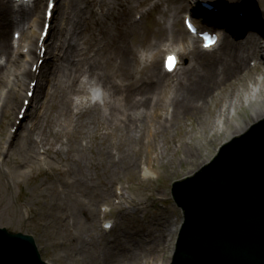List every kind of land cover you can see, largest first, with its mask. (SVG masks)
I'll return each instance as SVG.
<instances>
[{
	"label": "rangeland",
	"instance_id": "374dc122",
	"mask_svg": "<svg viewBox=\"0 0 264 264\" xmlns=\"http://www.w3.org/2000/svg\"><path fill=\"white\" fill-rule=\"evenodd\" d=\"M255 2L256 0L252 2L250 0L240 4L243 7L242 12L250 13L247 17L249 19L255 20L258 15H262L263 10L259 9ZM55 3L67 5L66 0H56ZM212 3L215 10L219 9L220 3L223 6L237 4L234 0ZM82 4L83 1L74 0V4L66 11V22H63L62 18H58L57 21L50 20V26L52 24H54L53 28L55 26L52 31L56 32L58 26L63 24L66 29L64 34L67 37L68 20L72 19L71 9L79 11V6ZM44 6L45 0L42 8ZM151 6L152 3L139 11L144 12ZM261 6L264 8L263 4ZM161 10L165 11L163 8ZM95 12L100 13V9L95 8ZM242 12L233 13L230 18L242 19ZM53 14L56 15L55 9ZM172 16L174 15L170 11L167 19H171ZM31 17H34V14H31ZM157 18L161 17L157 16ZM203 28L218 29L211 24H206ZM249 30L246 28L240 35L237 34V37L226 30L221 32L226 39L241 46L243 43L253 41L252 36L245 35ZM23 31L24 41L20 42V45L26 44L30 37L29 29L24 27ZM50 35L45 39L47 53L54 42V33L52 37ZM10 37L11 32L9 39ZM254 38L256 43L262 44L264 31L255 34ZM165 40L166 38H161V42ZM17 48L7 65V73L4 69L0 74V227L32 235L42 258L50 264H105L101 256L103 250L107 249L117 255V264H146L150 259L144 256H153L150 255L149 250L154 246V240L156 246L158 245L154 249L158 260L169 263L182 222V214L170 196L172 182L195 173L204 162H208L215 155L217 148L232 136L230 133L237 131L248 122L252 126L264 119L262 116L252 121L253 103L248 106L244 101L250 96L248 88L262 87L258 83L264 80V76L259 72L253 73V81L246 80L244 86L239 85L234 88L236 90L232 92L233 95L238 92L243 96L241 103L243 105L239 109H237L239 103L224 107L225 102L231 100L235 102L233 95L225 99L219 98L220 100L214 102L211 100L207 106L209 111L205 113V124L200 123L192 115H185L175 120L174 126H169V118L165 122L162 111L159 120L153 119L148 123L151 132L147 130L140 142L125 146L123 154H121L123 147L113 151L115 158L119 159V168L114 179L106 180L101 177L102 171L96 172L93 169H88L91 170L92 175L87 173L88 170L83 173L60 174L59 171L66 170L64 163L59 156L45 154L44 150H47V147L39 145L30 155L21 147L24 144L22 137L30 126L33 140L39 142L49 130L61 131L64 124L55 120V112L62 108L58 103L59 100L55 98L59 94L57 90L55 91L56 85L53 83L56 80H52L50 72L42 77L39 97H35L34 92V97L28 98L32 99V105L26 106L29 116L24 119L14 118L24 98L27 84L31 83L34 85L31 86L35 87V81L30 82V80L20 85H12L8 82L17 78V73L23 64ZM151 51L147 50V52ZM147 52H145L146 56ZM15 58L16 66L13 64ZM148 60L151 63V57H148ZM17 66L19 69L16 68ZM79 77L80 80L87 78ZM262 92L264 96V88ZM17 97L19 104L15 105ZM73 98L79 97L73 96ZM74 99L72 100L75 101ZM12 100L14 102L11 104ZM224 108H230L228 120L223 116ZM235 110L238 111L237 114ZM215 132H218L217 136H212ZM81 144L88 149V157L92 156L98 160L102 151L99 142L92 143L89 139H84ZM132 145L136 146L132 147ZM59 148L60 145H57L56 149ZM62 150H66L65 146ZM8 158L10 161L5 164L4 161ZM143 168H149L155 178L143 177ZM82 185L89 188L86 192L78 194L79 191L84 190ZM54 194H58V198H54ZM82 205L86 206L82 208ZM103 207L108 208L105 216H101L100 210ZM104 220H111L114 227L101 239ZM156 234L163 235L161 244L155 239ZM141 237L145 238L146 242ZM91 238L98 239V243L91 242ZM94 256H98L99 259H95Z\"/></svg>",
	"mask_w": 264,
	"mask_h": 264
},
{
	"label": "bare ground",
	"instance_id": "6f19581e",
	"mask_svg": "<svg viewBox=\"0 0 264 264\" xmlns=\"http://www.w3.org/2000/svg\"><path fill=\"white\" fill-rule=\"evenodd\" d=\"M43 1L33 0L34 7H31V1L27 3L17 0L8 1L12 9H17L20 12H17L16 16L19 23H15L13 19L15 16L9 14L10 9L9 6L7 8L6 1L0 0V25L4 24L8 29L18 30L24 24L30 30L28 43L20 45L18 48V53L23 57V64L20 69L19 66L16 67L20 72L15 81L9 80L12 85H20L33 79L36 82L35 92L37 94L35 97H39L42 77L50 72L52 80H56L53 84L56 85L55 91L57 90L59 96H55V98L59 100L58 103L62 110L55 112V120L63 123L64 127H61V131L49 130L39 142L33 140L32 130L29 128L22 137L24 144L21 147L28 155L36 151L39 145L47 147V150H44L45 154L59 156L64 163L66 170L59 171L60 174L83 173L88 169H93L96 172L102 171L100 174L104 179L112 180L119 168V159L115 158L113 151L123 147L121 150V154H123L125 146L140 142L147 130L151 132L148 123L153 119L159 120L162 111H164L162 116H165V122L169 118V126H174V121L185 115H192L200 123L205 124V113L209 111L207 106L211 100L214 102L219 98L232 97V92L236 90H234L235 87L244 86L246 80L253 81V73L259 72L264 76V41L262 44L260 42L262 40L259 41L260 43H256L254 38L255 34H261L264 31V8L261 6L263 4L264 7V0L255 2L256 6L263 10L262 15H258L259 17L255 20L247 18L250 13L241 11L243 7L240 4L250 0H234L237 4H228L229 6L226 4L223 6L220 0H189V6L192 4V11L201 14L207 20L214 21L219 26H223L234 37H237V34L240 35L246 28L250 29L245 35L252 36L253 41L240 43L242 45L239 46L234 44L236 42L223 37L217 56L195 47L196 41L191 38L187 40L181 30L176 31L175 25L171 27L174 31L167 32V29L164 30L158 21H153L149 29H140L131 23V32L127 31L124 26L127 22V8L141 6L149 0H78L79 2L83 1L84 4L79 6V11L71 9L72 19L68 20V36L65 37L66 29L63 24V26H58L56 32L50 30L48 33L49 35L51 32L54 33V42H52L50 51L48 53L46 51V54L40 57V48L44 47L45 43L44 40L41 42L40 35L47 22L45 11L48 2L45 0L46 4L42 10ZM66 1L67 5H59L55 8L56 17L52 15L51 19L57 21L58 18H62L63 22H66V11L70 9V5L74 4V0ZM167 2L170 8H178L181 3L185 4V0H167ZM201 2L220 3L218 4L219 11L208 12L200 6ZM97 6L101 10L106 8L107 12L103 17L95 15L94 8ZM157 6L156 2L155 7ZM240 12H242V19L230 18L231 14ZM31 14H34V17H31ZM107 21H112L113 24L105 25ZM119 32L132 35L131 42L123 39L124 36H120ZM5 33L6 29L0 35V55L8 62L12 46L4 40ZM13 33L18 32L14 31ZM53 33L51 34L53 35ZM167 34L166 38L169 39L167 41L171 43L168 46L179 43L183 49L179 52L181 58L189 59L188 66L179 75L182 77L178 78L175 83L168 81L165 78L168 75L160 72L157 62L158 52L152 53L153 60L151 64L147 65V63H139L132 49L134 45L157 46L161 43V38ZM19 41H24L23 31ZM81 44L84 47L80 50ZM86 49L94 52L93 57L86 58ZM189 49L192 51L189 53L185 51H190ZM198 49L201 52H197ZM39 59H43V63L37 67ZM16 62L15 58L14 66H16ZM251 62H253L252 65ZM28 63H30V69L26 68ZM140 64L143 66L140 67ZM33 65L38 68V74L33 72ZM2 68L3 65L0 66V72ZM84 75L87 78L80 80L79 76L85 77ZM262 82L258 83L262 85L260 88H248L250 96L245 98L246 100L244 99L248 106L253 103L251 107H254L252 121L264 116V99L262 98L264 97L262 94L264 83ZM94 86H100L103 90L100 94L102 95L100 101L92 102L95 97V93L92 92ZM28 89L27 84L26 91H29ZM73 96H77L79 99H74ZM233 96L235 102L232 100L225 102L224 107L239 103L237 109L241 108L243 96L238 92H235ZM7 98L9 99L8 95ZM24 99L27 97L24 96ZM13 102L14 100L11 101V104ZM17 104H19V97L15 102V105ZM229 109H223V116L226 120H228ZM26 110L28 109L26 108ZM235 113L237 114L238 111L235 110ZM16 117L17 115L14 116V118ZM249 124L250 122L239 127L230 135L243 132ZM178 125L179 123L176 126ZM217 134L218 132H215L212 136H217ZM84 139L101 144L102 151L98 160L92 156L88 157V149L81 144ZM57 145H60L59 149H56ZM63 146L66 148L65 152L62 150ZM135 146L132 145V147ZM9 161L8 158L4 162L7 164ZM143 170L145 175L151 174L148 168ZM87 173L92 175L91 170H88ZM82 186L84 190L79 191L78 194L86 192L89 188ZM53 196L58 198L59 195L54 194ZM85 206L82 205V208ZM162 236L155 235V239L160 244ZM103 238L104 232L101 234V239ZM141 239L146 242L145 238L141 237ZM90 241L98 243V239L91 238ZM157 247L154 240V246L149 250L150 255L153 256H144L150 259L146 264H167L166 261L158 260V255L154 250ZM101 257L105 264H117L118 262L117 255L108 249L103 250ZM94 258L99 259L98 256H94Z\"/></svg>",
	"mask_w": 264,
	"mask_h": 264
},
{
	"label": "water",
	"instance_id": "95a60500",
	"mask_svg": "<svg viewBox=\"0 0 264 264\" xmlns=\"http://www.w3.org/2000/svg\"><path fill=\"white\" fill-rule=\"evenodd\" d=\"M183 223L170 264H264V119L173 185ZM0 264H45L32 238L0 231Z\"/></svg>",
	"mask_w": 264,
	"mask_h": 264
},
{
	"label": "snow or ice",
	"instance_id": "6c2138e0",
	"mask_svg": "<svg viewBox=\"0 0 264 264\" xmlns=\"http://www.w3.org/2000/svg\"><path fill=\"white\" fill-rule=\"evenodd\" d=\"M206 47H208L209 45H205ZM174 65H175V57L174 56H169L166 59V67L171 71L174 69Z\"/></svg>",
	"mask_w": 264,
	"mask_h": 264
}]
</instances>
